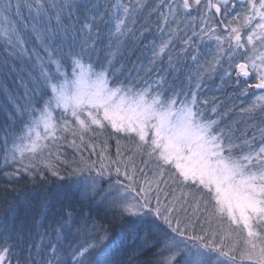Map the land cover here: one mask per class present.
I'll return each instance as SVG.
<instances>
[{
    "label": "snow or ice",
    "instance_id": "6c2138e0",
    "mask_svg": "<svg viewBox=\"0 0 264 264\" xmlns=\"http://www.w3.org/2000/svg\"><path fill=\"white\" fill-rule=\"evenodd\" d=\"M0 94V264H264V0H0Z\"/></svg>",
    "mask_w": 264,
    "mask_h": 264
},
{
    "label": "trees",
    "instance_id": "16d2710c",
    "mask_svg": "<svg viewBox=\"0 0 264 264\" xmlns=\"http://www.w3.org/2000/svg\"><path fill=\"white\" fill-rule=\"evenodd\" d=\"M139 27V24L137 25ZM159 33H154L152 36L148 37V39L144 40V42L141 44L138 41L133 45L134 47V55H132L131 60L129 63L136 62L137 60L140 61H147V58L150 57V41L152 39L158 38ZM35 47L37 52H40L39 46L31 43L29 44V48ZM40 55L42 56L43 53L40 52ZM25 83H28V77H24ZM219 80H215L214 82H209L208 87L212 89V91L209 93V96L211 95H217L220 97V99H224V94L217 92L215 89L217 85H219ZM254 83V81H253ZM8 86L10 87L11 90L16 91L17 95H21L24 91L23 88L19 87V80L18 79H13L12 77H9ZM30 86V85H29ZM227 91V89H226ZM259 95V93L256 90H250L248 95L243 96L239 95L238 93H231V103H229L228 108L231 109V111H228L227 114V119L229 123L235 124L240 129H248L250 128V125L246 122L247 118L246 115L240 111L241 108L247 107L248 104L252 102V100L255 98L254 94ZM4 104V97L2 94H0V105ZM7 121V117L5 115V112L2 108H0V125L4 124ZM259 122V118H257V121ZM111 147H110V153L114 155L115 153V141H110L109 142ZM123 141H121V144L123 146ZM63 151H71L67 147L62 149ZM95 158V157H94ZM0 163H2V159H0ZM179 194V193H177ZM243 264H245L243 262Z\"/></svg>",
    "mask_w": 264,
    "mask_h": 264
},
{
    "label": "rangeland",
    "instance_id": "374dc122",
    "mask_svg": "<svg viewBox=\"0 0 264 264\" xmlns=\"http://www.w3.org/2000/svg\"><path fill=\"white\" fill-rule=\"evenodd\" d=\"M133 2H134V0H133ZM244 263H245V264H250V262H247V261H245Z\"/></svg>",
    "mask_w": 264,
    "mask_h": 264
},
{
    "label": "flooded vegetation",
    "instance_id": "af4514ba",
    "mask_svg": "<svg viewBox=\"0 0 264 264\" xmlns=\"http://www.w3.org/2000/svg\"><path fill=\"white\" fill-rule=\"evenodd\" d=\"M260 94V90H256Z\"/></svg>",
    "mask_w": 264,
    "mask_h": 264
}]
</instances>
